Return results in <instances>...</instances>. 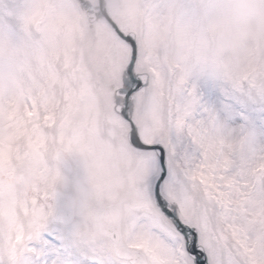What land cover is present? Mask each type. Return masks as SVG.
<instances>
[{"label":"snow or ice","instance_id":"obj_1","mask_svg":"<svg viewBox=\"0 0 264 264\" xmlns=\"http://www.w3.org/2000/svg\"><path fill=\"white\" fill-rule=\"evenodd\" d=\"M78 13L64 0H0V264H264V61L226 65L200 46L218 24H189L184 51L153 57L135 9L84 64ZM83 106L81 113L80 107ZM122 141L126 203L61 207L90 158L105 170Z\"/></svg>","mask_w":264,"mask_h":264},{"label":"rangeland","instance_id":"obj_2","mask_svg":"<svg viewBox=\"0 0 264 264\" xmlns=\"http://www.w3.org/2000/svg\"><path fill=\"white\" fill-rule=\"evenodd\" d=\"M97 6V0H89ZM13 0H4L11 6ZM78 13V32L84 57L83 61L91 68L92 84L98 94L111 95L114 82L105 65L95 63L96 54L106 45L115 41L114 30L105 19H97L90 25L79 0H64ZM106 10L118 26H125L121 13L130 7L135 9L134 24L144 32L151 31L154 42L150 54L162 59H173L184 51V29L193 23L218 24L219 31H209L201 39L200 46L211 50L216 58L226 65L245 62L249 57L264 61V0H105ZM126 27V26H125ZM81 113L83 106L80 107ZM122 141L117 140L107 150L111 159V171L100 167L94 158H90L85 167L94 172H81L78 180L62 190L74 193L76 214L74 221L82 215L95 211L97 206L91 199L105 181L112 180L116 185L113 199L123 198L124 203L130 197L132 171L120 157ZM112 150L109 153V150Z\"/></svg>","mask_w":264,"mask_h":264},{"label":"water","instance_id":"obj_3","mask_svg":"<svg viewBox=\"0 0 264 264\" xmlns=\"http://www.w3.org/2000/svg\"><path fill=\"white\" fill-rule=\"evenodd\" d=\"M81 1H82L83 4H85L87 6L88 17H89V20L91 22H93L96 19L100 18L104 14L111 24L115 23L114 20L106 13L104 8H103V12L102 13H97L95 10L90 8V5L88 4V2L86 0H81ZM61 191L63 192V197L61 199V207H62L63 211L71 219H74L75 210H76V198H75V196H74V194L72 192L64 191V190H61ZM115 202L120 203V204H124V199L123 198H119ZM105 211H106V207L104 206L100 210V212L98 214H103Z\"/></svg>","mask_w":264,"mask_h":264},{"label":"bare ground","instance_id":"obj_4","mask_svg":"<svg viewBox=\"0 0 264 264\" xmlns=\"http://www.w3.org/2000/svg\"><path fill=\"white\" fill-rule=\"evenodd\" d=\"M111 82H113V80L111 79ZM112 152V150L110 149L109 150V153H111ZM115 155L113 154V152H112V155H111V157H110V160L112 159V157H114Z\"/></svg>","mask_w":264,"mask_h":264}]
</instances>
